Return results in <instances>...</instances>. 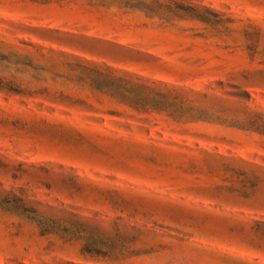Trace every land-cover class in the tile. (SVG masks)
Instances as JSON below:
<instances>
[{"label": "rangeland", "instance_id": "374dc122", "mask_svg": "<svg viewBox=\"0 0 264 264\" xmlns=\"http://www.w3.org/2000/svg\"><path fill=\"white\" fill-rule=\"evenodd\" d=\"M184 1L0 0V264H264V0Z\"/></svg>", "mask_w": 264, "mask_h": 264}, {"label": "trees", "instance_id": "16d2710c", "mask_svg": "<svg viewBox=\"0 0 264 264\" xmlns=\"http://www.w3.org/2000/svg\"><path fill=\"white\" fill-rule=\"evenodd\" d=\"M141 2L145 5V7L150 10V11H161L162 13H170L174 16H187L189 18H193V19H197V20H201V21H205V22H212V23H219L222 20L219 18V12H217L216 10H214L211 7H207L204 5H200V4H195V3H189V2H185L184 0H141ZM154 3L157 8H153L151 7V4ZM128 74L131 77L137 78L138 80H140L139 82H133L131 80L127 81L128 84H131L133 87H137L140 89H147L148 87L143 84V81H147V79L135 75L133 73H129ZM120 78V77H119ZM119 78H117L119 80ZM152 83H160L162 84V82H154L151 81ZM150 91L152 92V90L150 89ZM164 96V95H162ZM178 97V96H177ZM179 98V97H178ZM180 100H182V98H179ZM7 203V202H5ZM24 204V200L19 199L16 202V207L18 209L22 208Z\"/></svg>", "mask_w": 264, "mask_h": 264}]
</instances>
